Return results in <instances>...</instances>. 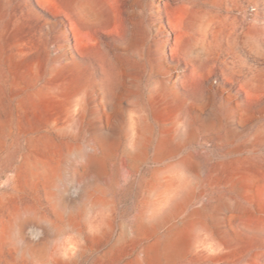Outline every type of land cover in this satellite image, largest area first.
Masks as SVG:
<instances>
[{
  "label": "rangeland",
  "instance_id": "1",
  "mask_svg": "<svg viewBox=\"0 0 264 264\" xmlns=\"http://www.w3.org/2000/svg\"><path fill=\"white\" fill-rule=\"evenodd\" d=\"M98 1L102 2L110 19L107 26H85L79 11L64 1L58 4L62 11L56 12L52 7H39L37 0H0V264H128L147 242L132 241L131 231L136 215L155 198L151 187L159 181L153 177L150 161L132 175H126L118 167L117 159L123 155L125 137L121 139L116 159L108 167L109 175L98 181L111 215L110 228L93 229L91 220L95 212L88 205L69 192L55 199L43 179L29 177L19 164L31 137L50 131L29 95L34 94L48 76L30 82L27 92L22 94L27 102L20 109L18 96L11 97L13 43L21 35L32 39L42 53L48 55V67L71 61L70 49L64 46L67 34L70 35L68 27L63 25L67 15L92 35L121 30L128 34L134 22L142 34V46L150 51L154 64L151 69L144 56L140 58L138 92L129 98L128 108L134 102L149 119V93L156 89L157 126L164 120L170 127L176 120L191 119L196 127L193 126L195 137L192 139L178 135V149L161 163L168 166L188 155L196 163L195 171L188 175L192 200L186 209L204 206L213 210L224 201H230L247 209L254 216L251 225L260 227L237 233L231 227L235 213L222 209L218 217L230 240V252L220 261L197 258L189 252L175 264H247L257 257L264 259V221L256 216L264 213V191L259 195L256 189L258 183L264 185V0ZM70 39L74 40L71 35ZM113 48L119 50L115 45ZM91 71L92 65L86 60L80 73L70 78L77 82L87 78ZM88 94L97 100L93 79ZM245 107L252 112V117L248 123L241 124L235 116ZM20 112L26 134L15 147L11 114ZM230 123L236 126L235 136L228 132ZM82 136L92 138L85 129ZM82 136L73 142L81 144ZM239 146L244 150L239 151ZM63 167L69 178L68 188L77 176L70 173L69 162ZM244 170L255 180L245 199L239 198V185L235 180ZM28 212L34 213L35 221L48 219L56 230L40 225L45 229L24 241L29 252L22 254L13 243L3 239L1 233L6 226L17 230L19 218H25ZM70 213L74 233L77 231V246L69 243V231L63 235ZM207 238L206 231L199 230V240ZM202 241L199 242L201 248L205 244ZM56 247L73 249L70 253L59 250L56 254Z\"/></svg>",
  "mask_w": 264,
  "mask_h": 264
},
{
  "label": "bare ground",
  "instance_id": "2",
  "mask_svg": "<svg viewBox=\"0 0 264 264\" xmlns=\"http://www.w3.org/2000/svg\"><path fill=\"white\" fill-rule=\"evenodd\" d=\"M59 1H64L71 8L79 11L85 26L89 24L107 26L106 24L109 23L110 19L104 10L105 7L98 0H37V4L43 9L52 7L56 12H59L62 11L58 5ZM64 18L63 25L68 27V32L74 39L72 41L70 35L67 34L64 45L70 49L68 58L71 61H66L62 65L49 64L52 67H48V55H44L40 46L35 44L32 39L21 35L13 43L11 97L18 96L17 104L20 109H23L24 103L27 102V97H23L22 94L27 92L30 82L36 81L41 76H48L45 77L44 84L35 90L34 94L29 95H32L31 100L39 108L40 118L50 131L31 137V142L19 163L24 167L22 172L25 171L29 177L43 179L52 190L55 199H59L65 192L81 199L82 203L88 205L95 212V216L91 220L93 229L110 228L111 215H109L107 203L103 200V193L98 181L109 175L108 167L116 159L121 139L125 137L126 144L124 152H122L123 155L117 159L118 167L126 175H132V173L140 171L150 161L153 163L150 168L153 177L159 181L158 184L151 187L156 193L155 198L144 211L136 215L131 231L132 241L147 240V242L142 249L140 248V254L135 260L128 264H175L189 252H192L197 258L221 259L231 250L230 240L219 222L218 215L222 209L235 213L233 223L230 224L233 225L231 227L235 228L237 233L243 231L247 233L251 229L260 227L251 225L250 221L254 216L247 209L230 203V201H224L213 210H208L204 206L191 210L186 209L189 200H192L189 195L188 175L195 171L196 163L191 157H188L189 155L168 166H162L161 163L178 149L179 145L176 141L179 134H183L185 139L195 137V124L193 125L191 119L176 120L173 126L169 127L164 120L162 125L157 126L156 89H151L149 93L151 108L148 114L149 119L145 118L143 112L134 102L130 103L128 108L129 98L138 92L140 58L144 56L151 69L154 64L150 51L144 50L145 47L142 46V34L133 22L128 34L121 30L92 35L88 30H85L84 26L77 25L76 21L68 15ZM114 45L119 47V50H114ZM86 60L92 65V71L86 76L87 78L77 80V82L73 81L70 77L80 73V68ZM91 79L94 80L96 86L98 101L90 98L88 94ZM235 117L237 122L246 124L252 117V112L246 110L245 107ZM170 122L172 123V121ZM230 124L231 128L228 132L231 136H235L236 126L233 127L232 123ZM84 129L91 134V140L82 136ZM11 134L16 136L14 142L16 147L19 144L18 140L26 134L21 112L11 114ZM81 136V144L73 142L80 140ZM56 137L60 139L57 140ZM233 150L235 149L233 148ZM238 150L244 149L239 146ZM68 162L71 166L70 173L75 174L77 179H72L74 183L67 188L66 181L69 178L66 175L67 172H64L63 164ZM167 173L171 175H167ZM236 178L239 185L237 194L239 198L245 199L250 194L253 176L244 170ZM256 189L261 195L264 185L258 183ZM189 203L191 204V201ZM256 216L264 221V213ZM33 217L34 213L28 212L25 218H19L16 223L17 230L11 226L1 228L3 239L13 243L22 254L29 252L24 241L29 240L30 235L38 234L41 229H45V226L40 225H46L48 228L56 230V227L51 225V221L48 219L35 221ZM72 218L73 214L70 213L67 221L68 227L63 235L69 231V243L77 246L78 240L75 234L77 231L74 233L75 227L71 222ZM202 229L208 236L203 241L199 240V230ZM253 236L256 235L253 234ZM200 241L205 243L202 248L199 245ZM72 249L71 247H56L55 253H59V250L70 253ZM247 264H264V259L257 257Z\"/></svg>",
  "mask_w": 264,
  "mask_h": 264
}]
</instances>
